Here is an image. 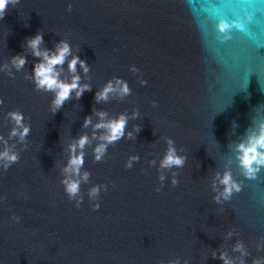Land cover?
Listing matches in <instances>:
<instances>
[{"label":"water","instance_id":"water-1","mask_svg":"<svg viewBox=\"0 0 264 264\" xmlns=\"http://www.w3.org/2000/svg\"><path fill=\"white\" fill-rule=\"evenodd\" d=\"M249 14L246 32L218 40L219 18ZM37 31L42 49L66 41L89 68L77 65L91 90L73 93L55 113L54 94L31 78L38 58L26 39ZM17 54L27 57L19 71L11 65ZM117 77L130 94L97 103ZM61 79H71L67 61ZM0 101V151L19 156L7 170L0 162V264H223L221 252L239 264L238 240L246 264L264 257V168L246 178L235 158L246 129L264 120V0H19L0 20ZM17 110L30 127L24 141L10 138L8 113ZM98 112L128 117L125 136L99 162ZM81 135L90 141L81 172L91 175L77 207L61 180ZM166 137L186 157L182 168H160ZM132 156L139 160L128 168ZM225 170L241 190L217 203V173ZM94 185L106 187L92 199Z\"/></svg>","mask_w":264,"mask_h":264},{"label":"clouds","instance_id":"clouds-1","mask_svg":"<svg viewBox=\"0 0 264 264\" xmlns=\"http://www.w3.org/2000/svg\"><path fill=\"white\" fill-rule=\"evenodd\" d=\"M19 3V0H0V20L4 19L8 12L9 6H15ZM72 5H68V10L71 11ZM252 15L246 17H238L231 21L219 18L216 23V30L219 33L218 40L223 43L230 40L231 33L235 31L246 32L247 22H251ZM43 43V34L37 31L34 36L26 39V47L31 49V55L38 58L37 62L33 65L32 80L37 90H43L46 92H52L54 98L51 104V111L53 113L59 111L66 100L72 97L75 93L76 98L79 99L85 91H90L91 88L87 84L81 85L80 75L77 72V65L87 73L89 68L86 61L81 60L78 55H72L71 46L66 41H60L55 45L53 49L41 48ZM69 56H72L71 60H67ZM67 61L68 72L71 74L70 80L61 79V71L63 65ZM27 63V57L22 54L14 55L11 58V65L15 67L17 71L22 69ZM7 67V66H6ZM134 71L136 69H133ZM142 83H147L142 81ZM131 92L127 81L117 77L115 83L109 80L102 90L98 91L95 95L96 102L107 101L110 94L119 95L121 98L129 95ZM2 103V101H0ZM153 106H156V101H153ZM97 115L100 117V122L94 125V129H103V133L99 136V141L96 147L93 149V155L95 161L99 162L103 159L108 145L114 144L125 136V129L128 122V117L121 113L118 117L105 120L104 117L107 115L105 112H98ZM138 113H133L135 117ZM9 118L14 121L15 126L12 128L10 133L11 137H19L20 141L28 136L30 127L24 123V114L20 111H11L8 113ZM92 123L91 117H85L84 127H88ZM139 131V127L136 129ZM246 140H242L235 146L236 160L241 174L246 178H255L257 173L264 168V120L254 121V128L251 132L247 129L245 131ZM129 137H132V133H128ZM3 137H0L2 140ZM167 148L160 160L161 169H172L182 168L185 163V156H181L177 152L175 147V141L172 138L166 137ZM90 143L87 135H81L73 144L69 145V159L65 165L63 172L64 178L61 183L64 186V191L68 198L76 199L77 207L82 202L83 197L80 195L81 183H87L89 172H81L84 165V148ZM5 145L7 142L5 141ZM19 160L18 154L11 150L9 147H5L3 151H0V162H2L3 168L7 170L12 164L17 163ZM139 160L138 156H132L129 158L126 167L131 168L132 162ZM152 163H155L153 161ZM176 173H173L172 185L175 186L178 180L175 178ZM161 181L165 179L163 175L159 177ZM217 180L222 189L217 192L214 200L217 203L229 201L234 192L241 190V185L238 183L232 175L231 170H225L221 175L217 173ZM106 187L104 185H94L89 191L88 195L90 198L95 199L99 196L101 188ZM214 190L216 185H213ZM159 191V189H157ZM93 210L99 209V203L94 204ZM14 220L18 221L19 217H13ZM229 236L232 235L230 232ZM262 246L258 243L257 248L260 249ZM233 251L239 252V264H246L245 257L249 255L244 243L237 241L234 245ZM215 258V253H213ZM219 259L223 264H237L235 259L229 258L224 252H221ZM169 264H178V262L170 261ZM252 264H264V257H254Z\"/></svg>","mask_w":264,"mask_h":264}]
</instances>
